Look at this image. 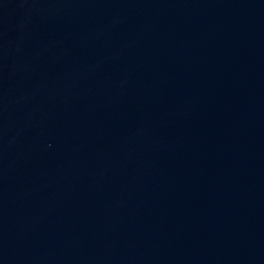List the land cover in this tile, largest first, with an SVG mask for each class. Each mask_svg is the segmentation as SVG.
<instances>
[{
    "label": "water",
    "instance_id": "95a60500",
    "mask_svg": "<svg viewBox=\"0 0 264 264\" xmlns=\"http://www.w3.org/2000/svg\"><path fill=\"white\" fill-rule=\"evenodd\" d=\"M0 264H264V0H0Z\"/></svg>",
    "mask_w": 264,
    "mask_h": 264
}]
</instances>
